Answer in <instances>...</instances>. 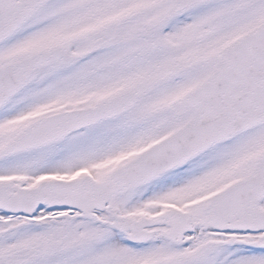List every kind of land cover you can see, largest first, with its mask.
Masks as SVG:
<instances>
[{"label":"snow or ice","instance_id":"obj_1","mask_svg":"<svg viewBox=\"0 0 264 264\" xmlns=\"http://www.w3.org/2000/svg\"><path fill=\"white\" fill-rule=\"evenodd\" d=\"M0 264H264V0H0Z\"/></svg>","mask_w":264,"mask_h":264}]
</instances>
